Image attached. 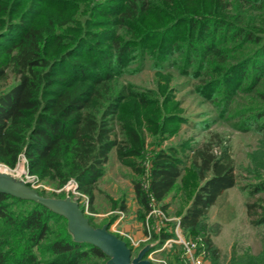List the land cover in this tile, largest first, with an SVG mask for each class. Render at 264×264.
Listing matches in <instances>:
<instances>
[{
    "label": "trees",
    "instance_id": "trees-1",
    "mask_svg": "<svg viewBox=\"0 0 264 264\" xmlns=\"http://www.w3.org/2000/svg\"><path fill=\"white\" fill-rule=\"evenodd\" d=\"M39 4L45 9H35ZM96 26L105 27L96 33ZM164 58L200 78L195 89L213 103L219 119L260 136L249 165L241 167L256 176L248 185L241 184L229 137L218 131L188 147L192 155L182 153L183 144L170 145L150 162L149 191L158 202L187 170L201 182L181 221L188 235L207 234L218 264L210 208L234 186L249 197L264 191V0H0V164L16 168L24 158L37 182L60 188L74 181L92 206L114 148L119 161L141 177L148 136L160 144L173 123L186 119L167 112L169 99L123 76L132 61L138 72ZM241 92L248 94L245 104ZM133 184L149 206L141 179ZM246 206L254 224L264 223L263 205L247 200ZM99 259L109 257L75 241L64 216L0 192V264ZM227 264H264V251L234 255Z\"/></svg>",
    "mask_w": 264,
    "mask_h": 264
},
{
    "label": "rangeland",
    "instance_id": "rangeland-1",
    "mask_svg": "<svg viewBox=\"0 0 264 264\" xmlns=\"http://www.w3.org/2000/svg\"><path fill=\"white\" fill-rule=\"evenodd\" d=\"M35 9L43 10L45 7L43 4H39ZM101 19L106 18L101 17ZM102 27L105 26H96L92 29H96L95 32L98 33V29ZM92 39L94 43L99 42L101 45L106 43V39L103 37H92ZM241 53L242 51L239 50L231 55H239ZM133 62L134 61L129 65L131 72L124 75L123 80L131 82L144 90L157 92L160 100L163 98L169 99L170 103L167 107V112L181 115L186 119V122L173 123L171 126L173 131L167 136L168 139L164 141L162 139L160 144L154 135L148 136L144 155L147 169H149L154 153L160 147L183 144L185 146L182 145V147H180L182 153H185V155H192L193 152L187 150L188 147L201 144L211 133L218 131L226 137H229L237 161L241 184L248 185L257 181L255 175L241 167L249 165V153L258 146V138L260 137L258 133L253 130L240 131L232 126V121L219 119L213 103L195 89V85L200 82V78L187 74L186 72L178 71V67L170 63L167 58L162 59V61L159 60L155 68L147 66L138 72L135 71L136 68L134 69L135 65ZM214 75H216L215 78L220 76L219 73ZM163 86L165 87L163 88ZM260 87L264 89V79ZM238 95L241 98V103H243V100H246L248 94L241 92ZM234 109L235 108H233V110ZM24 161V158H21L16 168H10L4 164H0V170L3 171L5 168L19 178L33 181V186L46 196L58 198L70 196L72 199L80 200L81 206L85 207L86 215L92 218L97 227L110 223V227L114 225L112 227L113 229L110 228L112 232H114V228L122 227L133 234L139 235L142 233L144 219L149 210V206L143 204L137 196L133 179H141L142 187L148 196L149 188L146 185L148 174L147 171H145V174L141 177H137L131 168L123 165L119 161L116 148L111 151L109 162L105 167V175L100 178L98 183V190L95 191L93 206L90 204L88 196L82 195L78 190V186L74 181L60 188L42 182H34L36 178L28 174ZM200 183L201 182L194 176L191 170L185 171L177 187L172 191L169 197L160 204L164 207L166 204H169L168 207H165L169 215L174 218H181L182 213L190 202L191 195ZM238 187L242 191L240 186ZM245 194L247 195V200L251 202L256 201L259 205L264 206V191L256 193L251 197H249L247 192H245ZM234 199L228 209L234 208V210L230 209V216H232V222L234 221L235 225L232 227L223 225L222 227L223 233L226 234L224 237L226 238L228 234L231 239L227 242L223 239V244L225 245L220 249L219 258L217 259L218 264L229 263L231 257L234 255L241 256L247 253L250 255H258L264 251V223L254 224L250 217L247 221L242 222V201L239 198L236 200ZM261 206L257 207L258 213L263 212ZM238 208L241 210H238ZM120 211L125 213V217L122 219H120ZM130 224L131 227L126 228V225ZM228 228L229 232H227ZM209 229L212 237L214 232L210 225ZM137 231H139V233ZM201 234L207 236L206 233ZM137 254L138 253H134V256ZM107 261L108 260H105L103 262V260L99 259L95 264H107ZM205 264H214L212 253L210 259H208Z\"/></svg>",
    "mask_w": 264,
    "mask_h": 264
},
{
    "label": "water",
    "instance_id": "water-1",
    "mask_svg": "<svg viewBox=\"0 0 264 264\" xmlns=\"http://www.w3.org/2000/svg\"><path fill=\"white\" fill-rule=\"evenodd\" d=\"M37 182V179L34 180ZM0 192L18 198L33 200L48 207L68 220V230L77 242H86L100 248L108 257L107 264H151L147 259L153 244L145 245L136 256L129 243L110 230V223L103 226L91 224L80 200L51 197L41 194L33 181L17 177L10 171L0 170Z\"/></svg>",
    "mask_w": 264,
    "mask_h": 264
},
{
    "label": "built area",
    "instance_id": "built-area-1",
    "mask_svg": "<svg viewBox=\"0 0 264 264\" xmlns=\"http://www.w3.org/2000/svg\"><path fill=\"white\" fill-rule=\"evenodd\" d=\"M147 174L146 185L149 188V169ZM76 185L78 186L77 183ZM148 192L149 210L144 219L142 233L133 234L122 227L114 228L113 233L127 241L134 253H138L147 244H153L154 247L147 256L151 264H205L211 256L205 237L202 234L188 235L181 218L170 216L161 202ZM124 217L125 213L120 211V219Z\"/></svg>",
    "mask_w": 264,
    "mask_h": 264
},
{
    "label": "crops",
    "instance_id": "crops-1",
    "mask_svg": "<svg viewBox=\"0 0 264 264\" xmlns=\"http://www.w3.org/2000/svg\"><path fill=\"white\" fill-rule=\"evenodd\" d=\"M235 198V199H234ZM241 199V207H242V212H243V219L242 222H245L248 220L249 215H248V211H247V206H246V202H247V195L245 194V191H241L239 189L238 186H234L231 188H228L227 190H225L217 199V201L215 202V204L210 208L209 213H208V223L209 225L213 228V236L212 239L214 241L215 246H217L219 248V250L221 248H223V246L225 244H223V239L225 242H227L229 239H231V237H229V235L227 234V237L225 238L223 231H222V227L224 226H234L235 222H232V216H230V209L234 210V208H230L228 209V207L231 206V202L236 199ZM238 210H241L240 208H238ZM236 211V210H235ZM241 222V221H240ZM239 222V223H240ZM228 224V225H227ZM123 226V225H122ZM131 227L130 225H126V228ZM219 227V230H218ZM225 229V228H224ZM225 231V230H224ZM139 233V231H137ZM227 232H229V228L227 229ZM223 235V237H222ZM219 241V242H218Z\"/></svg>",
    "mask_w": 264,
    "mask_h": 264
},
{
    "label": "bare ground",
    "instance_id": "bare-ground-1",
    "mask_svg": "<svg viewBox=\"0 0 264 264\" xmlns=\"http://www.w3.org/2000/svg\"><path fill=\"white\" fill-rule=\"evenodd\" d=\"M3 171H8V169H5V168H4Z\"/></svg>",
    "mask_w": 264,
    "mask_h": 264
}]
</instances>
